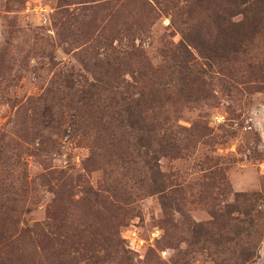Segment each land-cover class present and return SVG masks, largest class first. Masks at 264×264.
I'll use <instances>...</instances> for the list:
<instances>
[{
    "label": "rangeland",
    "instance_id": "rangeland-1",
    "mask_svg": "<svg viewBox=\"0 0 264 264\" xmlns=\"http://www.w3.org/2000/svg\"><path fill=\"white\" fill-rule=\"evenodd\" d=\"M226 6L0 0V264H264V35L184 38Z\"/></svg>",
    "mask_w": 264,
    "mask_h": 264
},
{
    "label": "trees",
    "instance_id": "trees-1",
    "mask_svg": "<svg viewBox=\"0 0 264 264\" xmlns=\"http://www.w3.org/2000/svg\"><path fill=\"white\" fill-rule=\"evenodd\" d=\"M229 6L221 8L223 13H215L212 19L214 25V34L212 37V43L201 40L200 32H189L185 35V41L190 42L195 46V49L202 55H228L238 54L244 52L245 46L251 43L254 36L258 34L264 35V0H227ZM241 15L240 19L234 20L233 17ZM187 38V39H186ZM189 40V41H187ZM195 44V45H194ZM182 54L178 55H193L188 46H182ZM157 163V162H156ZM151 169L156 177L159 175V169L154 168L151 165ZM155 179V177H154ZM253 206V202L251 207ZM232 212H238L236 207H233ZM249 215L248 211H245ZM230 220L236 221L235 233L241 236H251L252 233L250 227L254 218L249 219V226L243 231L240 229L242 219L239 217H230ZM241 230L238 232V230ZM243 231V232H242ZM255 256V251L251 247L247 246L239 251L238 258L243 260L244 263H248ZM249 264V263H248Z\"/></svg>",
    "mask_w": 264,
    "mask_h": 264
}]
</instances>
